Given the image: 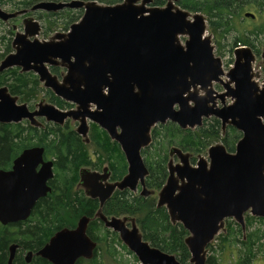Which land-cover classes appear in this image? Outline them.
Segmentation results:
<instances>
[{
    "label": "water",
    "instance_id": "obj_1",
    "mask_svg": "<svg viewBox=\"0 0 264 264\" xmlns=\"http://www.w3.org/2000/svg\"><path fill=\"white\" fill-rule=\"evenodd\" d=\"M154 0H124L117 5L97 2L43 1L32 8L57 12L83 9L80 22L68 33H56L40 41L41 26L33 17L23 21L24 32L12 43L13 53L0 63V73L19 68L33 72L45 89L76 107L61 110L40 102L35 110L13 96L7 86L0 88V123L30 121L42 127L39 118L63 125L78 122L77 133L87 139L89 123L104 129L119 143L128 162L121 182L109 184V173L81 171L86 195L104 206L115 189L135 191L141 182L146 191L148 169L142 151L152 143V129L172 122L180 128L196 129L205 120H221L242 133L236 152L218 143L191 165V154L171 150L181 164L169 165V178L159 193L158 207H166L173 224L180 223L190 234L185 243L190 264H207L209 244L226 230L232 219L245 230V215L264 218V83L255 82L251 49L238 48L230 71L215 54L206 17L182 9L180 0H165V7H152ZM28 10L7 13L0 7V20L8 22ZM246 18H255L251 13ZM181 37H186L183 44ZM67 70L62 80L49 67ZM224 77L227 80H224ZM225 91L218 92L215 85ZM234 86V87H233ZM230 99L231 103L227 104ZM220 101V107L218 105ZM44 148L25 150L9 171L0 170V223L15 224L30 218L36 203L51 193L53 163L45 162ZM40 170H38V168ZM101 211V210H100ZM97 213L105 227L120 240L141 264H182L144 240L133 218H108ZM91 219L83 217L76 228H65L35 254L50 264H77L91 260L97 242L88 235ZM18 244L10 247L8 264H13ZM34 253L26 256L31 263Z\"/></svg>",
    "mask_w": 264,
    "mask_h": 264
},
{
    "label": "trees",
    "instance_id": "obj_2",
    "mask_svg": "<svg viewBox=\"0 0 264 264\" xmlns=\"http://www.w3.org/2000/svg\"><path fill=\"white\" fill-rule=\"evenodd\" d=\"M43 1L69 2L71 0H0V5L14 4L18 9L32 8L36 3ZM88 1V0H87ZM92 1V0H91ZM102 4L114 5L120 0H96ZM164 0H155L153 6L163 7ZM178 5L192 13L203 14L208 22V30L216 38H224L231 32L239 36L235 39L232 52L237 46L251 47L258 55L264 48V0H180ZM251 13L255 18H246ZM47 26L45 34L53 29L69 31L71 26L80 21L82 10H61L58 13H45ZM244 18L247 24L240 22ZM49 25V26H48ZM239 25V28H238ZM12 36L15 34L12 32ZM212 35V34H211ZM49 37V36H48ZM8 48L0 55L3 60L12 52V39L8 41ZM52 74L61 78L64 70L51 67ZM7 86L13 96H17L22 103L34 109V102L40 92H44L49 103L61 110L74 107L56 96L51 90L41 87L39 77L33 72L22 73L19 68H11L0 73V88ZM39 89L41 91H39ZM70 121L62 127L57 124L45 123L43 128H34L28 121L21 123H0V170L9 171L14 161L28 148L43 147L45 156L54 162L55 176L51 181L52 193L38 201L30 218L26 221L2 225L0 223V264H8L10 247L18 244L13 264H50L41 257L34 256L31 263L26 261L28 253L34 255L64 228H76L79 220L84 216L91 219L88 228L89 237L97 242L93 259H80L77 264H105L102 257L117 260V247H121L128 254L131 251L120 240L117 233L107 229L99 219L95 218L99 202L87 198L82 190H77L82 168L102 170L108 166L112 171V180L122 179L128 172V164L120 145L112 141L108 134L95 124H91L90 144L70 129ZM152 143L142 151L143 161L148 169L146 185L149 189L159 191L165 184L168 172L170 152L178 148L190 153L195 165L197 157L207 155L210 147L221 143L229 153H235L242 133L234 127L228 126L223 132L221 120L212 117L204 121L202 127L183 131L177 124L168 122L158 125L152 130ZM107 216H131L139 224L141 235L151 247L176 256L182 264H190L191 254L185 243L190 235L180 223L173 224L166 208H159L156 197L144 198L135 196L130 191L117 192L106 203L103 211ZM255 222L263 223L264 218L245 216V235L242 228L233 220L226 221V230L221 232L216 240L218 248L227 250L233 257L232 264H257L258 256L264 255V233L256 230L250 232ZM238 243L241 247H238ZM209 250L214 248L210 244ZM134 256V255H133ZM137 261V257L134 256ZM138 262V261H137ZM216 257L207 258V264H217Z\"/></svg>",
    "mask_w": 264,
    "mask_h": 264
},
{
    "label": "rangeland",
    "instance_id": "obj_3",
    "mask_svg": "<svg viewBox=\"0 0 264 264\" xmlns=\"http://www.w3.org/2000/svg\"><path fill=\"white\" fill-rule=\"evenodd\" d=\"M19 1L20 0H15V3H18ZM71 1H75V0H71ZM71 1H69V2H71ZM76 1H83V2H92V1H94V2H97L96 0H92V1L91 0H88V1L87 0H76ZM49 2H51V1H49ZM61 2H64V1H61ZM15 3L5 4V5L1 4L0 7L4 11H7V12H19V11L21 12V11H24V9H18L17 7H14ZM97 3L102 4L100 2H97ZM37 4L38 3H36V5ZM36 5H34V6H36ZM32 8H30L31 13H30V11L27 12V13H24L21 16H18V18H16L15 20H9L8 22H5V21L3 22L2 20L0 21V55L4 54L6 52V50L8 48V44H9L8 41H10L11 39L13 41L15 35L12 36L11 35L12 32L14 34H16L17 32H20V33L24 32L23 20H24V18H27V17H33L36 21H38L40 23V26H41V29H42V32H41V34L38 37V39L40 41L48 40L50 37H52L56 33H68L69 32V31H66V30L64 31L63 29L57 28V29H53L52 32L49 35L45 34L44 32H45L46 26H47V18H46V16H43L44 15L43 12L46 13V11H43V12H42V10L32 11ZM66 9L73 10V11L79 10V9H76V8H74V9L65 8L63 10H66ZM80 10H83V9H80ZM80 21H78V22H80ZM78 22H76V23H78ZM240 22H242L243 24H244V22H246L247 24L249 23V21L245 20L244 18H242L240 20ZM76 23H74V24H76ZM238 28H239V25H238ZM206 34H208V35L212 34L213 44L215 46V54H216L217 57H221L222 58L223 66H224V69H225L224 71H227V72L230 71L231 68L233 67V63H234V60H235V58H234L235 54H234V51L232 52V46L235 45L234 44L235 39L239 35L234 31V32H231V34H229L226 37L221 39V38H216V36L211 32V30H208V33H206ZM186 39H187L186 37H182L181 40H182L183 43H185ZM11 49H12L11 53H13L14 49L13 48H11ZM1 61L2 60H0V63H1ZM49 68H51V67H49ZM59 68H61L62 70L64 69L63 67H59ZM253 68H254V74L256 75L255 82H257L262 87V84H263V81H264V63H263V59L261 57H257L256 62L253 65ZM66 73H67V70L65 71V69H64V72L62 74L63 77L66 75ZM63 77L61 76L60 80H62ZM224 80H227V79L224 77ZM41 87H43L45 89L43 83H41ZM215 89L218 92H220V93L225 91V89L219 84L215 85ZM39 91H41V90L39 89ZM42 101H45L44 103H49L48 97L46 96V94L44 92L41 91L40 94L38 95L37 99L34 102H32V105L34 106V109L37 108V105L40 102H42ZM219 102L220 101H218V105L220 107L221 103H219ZM229 103H231L230 99L227 100V104H229ZM19 104H21L20 100H19ZM49 104H51V103H49ZM72 109H74V107L66 108L67 111L68 110H72ZM26 121H28V120H25L23 122H26ZM71 123H69L68 127L70 129L76 130V128L78 127V123H72V124ZM49 124H51V123H49ZM52 124H54V123H52ZM206 156H204V157H206ZM178 162H179L178 160L174 161L175 164L178 163ZM241 228H242V226H241ZM259 229L261 231H263V233H264V224L263 223H259V222H255L254 225L250 228V232H253V231H256V230H259ZM246 230H247L246 228H245V230L242 228V231H243V233H245V235L249 233V230L248 231H246ZM219 244H220L219 241H217L215 239L214 242L212 243V245H214L215 250L214 249H213V251L209 250L208 254H207V257L208 258L211 257V256L216 257V259L218 260L217 264H232V262H234L233 261L234 259H233V257H231L230 252H228L227 250H220L218 248ZM238 244H239L238 247H241V244L240 243H238ZM115 249L117 250V255H116L117 260L114 261L113 258L109 257L108 254H106L104 257H102V261L105 264H141V262L139 260H137L138 261L137 262L134 259V256H135L134 254H133L134 256L128 254L127 251L123 250L121 247H117L116 246ZM257 262H258L257 264H264V255L263 256L259 255Z\"/></svg>",
    "mask_w": 264,
    "mask_h": 264
},
{
    "label": "flooded vegetation",
    "instance_id": "obj_4",
    "mask_svg": "<svg viewBox=\"0 0 264 264\" xmlns=\"http://www.w3.org/2000/svg\"><path fill=\"white\" fill-rule=\"evenodd\" d=\"M155 1V0H154ZM154 1H153V3H154ZM165 1V0H164ZM124 2V0H120V2H116V4H114V5H117V4H121V3H123ZM153 3L151 4L152 6H153ZM166 5H167V1H166ZM153 7H155V6H153ZM24 10H28V11H30V8L29 9H24ZM83 11V14H84V10H82ZM7 12V11H6ZM60 12V11H59ZM7 13H15V12H7ZM30 13H31V11H30ZM46 13H58V11L57 12H47L46 11ZM83 14H82V17H83ZM16 19V18H15ZM15 19H11V20H15ZM24 19H26V18H24ZM81 20V19H80ZM1 21V20H0ZM3 21V20H2ZM24 21V20H23ZM4 22V21H3ZM41 29V28H40ZM41 32H42V30H41ZM18 33H20V32H17L16 34H15V37H16V35L18 34ZM15 37H14V39H15ZM14 39H13V41H14ZM13 41H12V43H13ZM242 47H247V48H249V49H251V51H252V53H253V55H254V57H255V60H254V62H253V64H252V68H253V65H254V63L256 62V59H257V57H261L262 59H263V63H264V48L262 49V52H261V54L260 55H258L251 47H248V46H237L235 49H234V54H235V51L238 49V48H242ZM13 48V47H12ZM234 62H235V60H234ZM234 64V63H233ZM52 67H55V66H52ZM56 67H61V66H56ZM65 69V68H64ZM63 69V70H64ZM65 71H66V69H65ZM253 74H254V68H253ZM54 75V74H53ZM55 76H57V75H55ZM63 77V76H62ZM57 78H59V77H57ZM59 79H61V78H59ZM255 80V79H254ZM263 83H264V81H263ZM260 86V85H259ZM262 86H263V84H262ZM261 87V86H260ZM76 106L74 105V108H75ZM30 108V107H29ZM36 109V108H35ZM35 109H30V110H35ZM65 111H67V110H65ZM42 118H39L38 120H39V122H41L42 124H43V126L42 127H37V126H35L36 128H43V127H45V123H48V122H46L44 119H42ZM45 123H44V122ZM68 121H70V123L72 122L71 120H67L66 122H68ZM66 122L63 124V125H60L59 127H62V126H64L65 124H66ZM29 123H30V121H29ZM72 123H78V122H72ZM71 123V124H72ZM31 124V123H30ZM92 123H90L88 126H89V132H88V137H87V139H85V138H83L81 135V137L83 138V140L85 141V143L86 144H90V129H91V125ZM94 124V123H93ZM96 125V124H95ZM33 126V125H32ZM78 126H79V123H78ZM98 126V125H97ZM34 127V128H35ZM99 128H100V126H98ZM102 129V128H101ZM76 130H77V128H76ZM75 130V131H76ZM103 131H105L104 129H102ZM106 132V131H105ZM76 133H77V131H76ZM107 133V132H106ZM78 134V133H77ZM108 134V133H107ZM108 136H109V134H108ZM110 137V136H109ZM110 139H111V137H110ZM112 140V139H111ZM114 141V140H113ZM116 142V141H115ZM118 143V142H117ZM119 144V143H118ZM36 147H38V146H36ZM33 148V147H32ZM41 148H43V147H41ZM120 148H121V146H120ZM28 149H30V148H28ZM27 150V149H26ZM45 150V149H44ZM121 150H122V148H121ZM122 152H123V150H122ZM123 154H124V152H123ZM124 156H125V159H126V162H127V158H126V155L124 154ZM192 158V157H191ZM191 158H189L190 159V163H191V165H194L193 163H192V159ZM44 160H45V162H52L53 163V172H54V168H55V165H54V162H53V160H51V159H47L46 158V156H45V153H44ZM175 160H178L179 162L178 163H174V161ZM198 160H199V158L197 157V161H196V163H195V165L194 166H196L197 165V162H198ZM170 163H173V166H176V165H179V164H181V161H180V159L174 154L173 156L171 155V153H170V159H169V164H168V172H169V165H170ZM127 164H128V162H127ZM14 165V164H13ZM42 166H40L39 168H38V170H40V168H41ZM13 168V167H12ZM83 169H89L90 171H92V172H97L98 174H105L106 172H105V169H107V173H109V178H108V180H107V182H102V183H104V184H106V183H109V184H114V183H118V182H121L122 180H123V178L127 175H125L122 179H120V180H112V171H111V169L108 167V166H105L102 170H95V169H92V168H82L81 170H80V172H79V177H80V179H79V183L77 184V187H75L77 190H82L83 192H84V194H85V196L87 197V198H89V199H91V200H96V201H98L99 202V208H98V211H97V213H99V211L100 212H102L103 211V209H104V207H105V205H106V203L108 202V201H110L114 196H115V194L117 193V192H123V191H130L131 192V194H133V195H135V196H141V197H144V198H149V197H156L157 198V205H158V198H159V193L161 192V190L163 189V187L166 185V183H167V180H168V178H169V175H168V177H167V180H166V182H165V184H163V187H161V189L159 190V191H157V190H154V189H149L148 187H147V185H146V180H147V177L145 178V187H146V191L147 192H149V196H145V195H143V192H144V187H143V185L141 184V182L139 183V185H137L138 187H137V189L135 190V191H132V190H130V189H124V190H120V189H115V191L112 193V195H111V197L109 198V199H107L106 200V202H105V204H104V206L103 207H101V202H100V200H98V199H93V198H91V197H89V196H87L86 195V192H85V189L83 188V187H81V171L83 170ZM128 173V172H127ZM148 175H149V173H148ZM54 176H55V172H54ZM54 176H53V179H54ZM53 179H51L50 181H49V187H51L50 189H52V186H51V181L53 180ZM52 191H53V189H52ZM52 191H51V193H52ZM51 193H49V194H51ZM48 196V195H47ZM46 196V197H47ZM45 198V197H44ZM42 199V198H41ZM38 203V202H37ZM37 203H36V205H37ZM35 205V206H36ZM159 208H163V207H159ZM164 208H166L165 206H164ZM33 212V211H32ZM102 214L104 215V216H106V217H108V218H111V217H118V218H123V217H130V218H133V217H131V216H107L104 212H102ZM97 215V214H96ZM84 217H87V216H84ZM89 218V217H88ZM95 218H97V217H95ZM97 219H99L100 220V222H102V224L104 223L99 217L97 218ZM135 221H136V219L135 218H133ZM80 221V220H79ZM136 223H137V221H136ZM178 224V223H177ZM137 225H138V227H139V224L137 223ZM65 229V228H64ZM108 229V228H107ZM139 229H140V227H139ZM111 230V229H110ZM113 231V230H112ZM141 231V230H140ZM114 233V232H113ZM116 233V232H115ZM119 235V234H118ZM135 255V254H134ZM34 256H36V255H34ZM33 256V257H34ZM136 256V255H135ZM138 259V258H137Z\"/></svg>",
    "mask_w": 264,
    "mask_h": 264
}]
</instances>
